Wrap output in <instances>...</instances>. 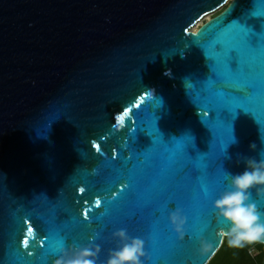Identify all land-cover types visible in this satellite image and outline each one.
I'll use <instances>...</instances> for the list:
<instances>
[{
    "label": "water",
    "instance_id": "water-1",
    "mask_svg": "<svg viewBox=\"0 0 264 264\" xmlns=\"http://www.w3.org/2000/svg\"><path fill=\"white\" fill-rule=\"evenodd\" d=\"M262 117L264 0H0V264L92 237L103 261L119 228L145 264H207L229 226L212 201L238 154L260 159Z\"/></svg>",
    "mask_w": 264,
    "mask_h": 264
},
{
    "label": "clouds",
    "instance_id": "clouds-1",
    "mask_svg": "<svg viewBox=\"0 0 264 264\" xmlns=\"http://www.w3.org/2000/svg\"><path fill=\"white\" fill-rule=\"evenodd\" d=\"M154 60L155 58L150 61ZM250 148L255 150L256 145L253 143ZM258 155L259 160L238 154L237 163L243 160L246 165L244 171L239 174L225 172L229 178V186L212 201L216 218L223 219L229 225L226 231H222V235L233 248L264 243V210H261L257 199L253 197V193L257 198L264 197V152ZM204 191L207 194L206 187ZM168 220L177 238L183 240L187 222L183 209L180 206L170 208ZM111 237L115 241V247L108 249L103 261H99L101 246L94 243L95 237H92L88 244L61 243L52 264H145L150 258L145 240L130 235L126 228L116 229L111 232ZM198 241L201 255L208 254L211 244L203 238H198Z\"/></svg>",
    "mask_w": 264,
    "mask_h": 264
},
{
    "label": "trees",
    "instance_id": "trees-1",
    "mask_svg": "<svg viewBox=\"0 0 264 264\" xmlns=\"http://www.w3.org/2000/svg\"><path fill=\"white\" fill-rule=\"evenodd\" d=\"M250 249L255 253L251 254ZM207 264H264V244L255 243L243 248H233L224 237L220 248Z\"/></svg>",
    "mask_w": 264,
    "mask_h": 264
},
{
    "label": "rangeland",
    "instance_id": "rangeland-1",
    "mask_svg": "<svg viewBox=\"0 0 264 264\" xmlns=\"http://www.w3.org/2000/svg\"><path fill=\"white\" fill-rule=\"evenodd\" d=\"M227 3H225L224 5H222L221 7L217 8L216 10H214L213 12L207 13L205 15H203L194 25H192L190 27L191 30L196 29L201 23H203L206 19H208L209 17H211L212 15L216 14L217 12H219ZM251 254L255 253L254 249H250Z\"/></svg>",
    "mask_w": 264,
    "mask_h": 264
},
{
    "label": "snow or ice",
    "instance_id": "snow-or-ice-1",
    "mask_svg": "<svg viewBox=\"0 0 264 264\" xmlns=\"http://www.w3.org/2000/svg\"><path fill=\"white\" fill-rule=\"evenodd\" d=\"M127 115H128V112H125V113L120 117V120L123 121L124 116H127ZM262 119H264V117H262ZM80 191H84V189H80ZM96 204L99 205V204H100V201L97 200V201H96ZM84 215L87 216V212H85ZM31 234H32V232L29 231V235H31ZM23 242H24L25 244H27V240H26V239H25ZM60 243H63V242L61 241Z\"/></svg>",
    "mask_w": 264,
    "mask_h": 264
},
{
    "label": "bare ground",
    "instance_id": "bare-ground-1",
    "mask_svg": "<svg viewBox=\"0 0 264 264\" xmlns=\"http://www.w3.org/2000/svg\"><path fill=\"white\" fill-rule=\"evenodd\" d=\"M205 15V14H204Z\"/></svg>",
    "mask_w": 264,
    "mask_h": 264
}]
</instances>
